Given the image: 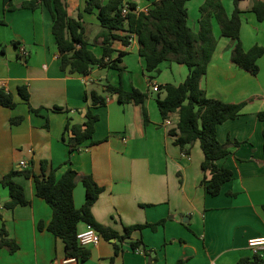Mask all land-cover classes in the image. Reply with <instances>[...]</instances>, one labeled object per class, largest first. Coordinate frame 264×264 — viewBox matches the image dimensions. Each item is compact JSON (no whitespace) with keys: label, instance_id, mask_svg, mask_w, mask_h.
Wrapping results in <instances>:
<instances>
[{"label":"crops","instance_id":"1","mask_svg":"<svg viewBox=\"0 0 264 264\" xmlns=\"http://www.w3.org/2000/svg\"><path fill=\"white\" fill-rule=\"evenodd\" d=\"M87 1L67 0L68 11L74 18L82 13L90 48L101 56L102 47L95 43L101 30L98 11L85 12ZM126 1L137 3L138 11L147 12L159 0ZM205 1L187 3L189 25L196 32L200 29V6ZM222 1L231 14L234 0ZM254 1L240 3L241 39L246 50L264 46V22L252 11ZM21 2L14 0L16 5ZM213 27L218 45L201 87L209 97L225 102L248 101L239 117L218 126V138L230 151L218 163L233 170L234 177L217 196L202 184L204 152L200 141L186 148L176 145L170 130L178 117L172 114L164 121L152 95L154 84L184 82L189 74L185 64L166 61L160 64L159 72H148L139 53L138 36L132 34L129 46L121 41L114 44L117 51L113 59L119 57L120 50L127 52L119 62L124 71L95 66L88 75L72 73L69 67L62 69L50 12L43 6L12 11L0 0V47H5L0 54L1 87L18 101L15 109L0 104V178L12 169H21L22 161L27 164L25 169L38 176L44 173L43 161L47 162L46 172L56 168L58 178L72 167L93 175L105 188L92 208L99 223L123 234L127 226L165 220L156 230H135L119 253L115 252V240L101 234L98 244L87 247L91 264H177L181 259L185 264H210L214 260L238 264L241 258L254 255L249 240L264 237V120L258 117L264 110V55L258 59L259 73L253 75L232 61L235 42L221 36L215 19ZM108 83L149 91L145 107L150 122L145 121L142 104H124L116 95H108L106 105L93 108L99 115L93 135L98 143L81 146L69 163L66 124L69 119L83 124L92 106L84 100L85 92L97 90L107 95ZM20 86L28 87L31 105L45 108L40 114L31 112L29 104L21 99ZM16 116L24 119L12 124L11 118ZM16 180L24 186L30 202L7 208L9 189L0 185V232L4 227L6 237L18 244L15 252L8 246L0 248V264H62L67 257L65 243L47 228L52 207L37 194L33 177L22 175ZM85 200V186L78 180L74 189L76 207L81 208ZM41 223L44 228H40ZM85 228L86 223L81 222L79 230ZM139 240L145 252L132 248L131 243Z\"/></svg>","mask_w":264,"mask_h":264},{"label":"trees","instance_id":"2","mask_svg":"<svg viewBox=\"0 0 264 264\" xmlns=\"http://www.w3.org/2000/svg\"><path fill=\"white\" fill-rule=\"evenodd\" d=\"M6 9L20 8L38 9L45 7L52 16V34L59 50L62 69L70 68L72 73L88 75L95 66L110 67L124 71V66L119 65L126 51L120 50L119 57L113 59L116 41H121L125 46L131 44L132 34L138 36L140 43L139 53L146 62L148 72H159V66L166 61L185 64L189 74L184 82L179 85L172 83L159 84L157 105L166 121L172 114L178 117V123L170 134L175 137V144L181 148L192 146L200 141L204 152L202 170L204 177L202 184L207 191L217 196L222 193L224 185L231 181L234 172L221 167L219 160L226 157L230 151L228 144H223L218 138V126L229 119H235L242 113L248 101L229 103L218 98L209 97L201 87V80L207 72L208 66L217 49L218 40L214 34V19L220 26L221 36L234 40L231 59L239 67L257 75L260 71L258 59L264 55V46L254 45L249 50L244 48L241 39L242 9L240 3L244 0H234V10L228 14L222 0H206L200 6V29L194 31L189 25V11L187 3L190 0H159L147 12L138 11L137 3L126 0H88L84 11H98L101 30L95 37V43L102 47V55L97 56L90 48L86 37V29L82 21V13L77 18L71 17L68 11L67 0H22L20 5L14 0H2ZM124 8L128 9L125 14ZM252 11L257 19L264 22V0H255ZM5 52V47H0V54ZM107 95L97 90L86 91L84 100L91 102L83 124L72 123L68 120L65 131L68 132L67 141L72 156L83 145H94L93 140L95 125L99 115L93 108L106 105L108 95H116L120 102L134 101L142 104L146 123L150 122L145 101L149 98V91H142L136 87L130 90L122 84L108 83L105 89ZM161 92L165 97H161ZM18 94L21 99L29 104L30 111L40 114L44 107L35 108L30 104V92L27 86H20ZM0 104L15 109L18 106L16 97L4 87L0 86ZM54 110H61L55 107ZM264 120V110L258 113ZM23 116L11 118L12 124H19ZM264 136V132H263ZM188 152V149H186ZM43 175L34 174L31 169H12L0 178V185L7 187L10 200L5 203L9 209L18 205H27L30 201L26 196L25 188L16 178L18 176L33 177L36 182L37 194L45 199L52 207L53 216L47 228L55 236L62 238L65 243L67 257H77L82 260L90 258V250L82 247L77 240L79 224L84 222L93 225L109 241L115 240V252L122 251L126 239L130 238L135 230L157 227L165 220L156 224H137L127 226L125 233L121 234L110 226L99 223L92 212L95 202L104 191L93 175L79 173L69 167L61 178L57 177L56 168L47 171V162H42ZM78 180H81L86 189V200L81 208H77L74 201V189ZM1 203V198H0ZM264 209V205H263ZM44 223L40 228H44ZM7 231L2 227L0 232V248L8 246L12 252L18 249L17 242L6 237ZM142 240L131 243L134 250H142ZM142 251H146L143 249ZM181 259L177 264H185ZM238 264H264V259L259 254L253 257L241 258Z\"/></svg>","mask_w":264,"mask_h":264},{"label":"built area","instance_id":"3","mask_svg":"<svg viewBox=\"0 0 264 264\" xmlns=\"http://www.w3.org/2000/svg\"><path fill=\"white\" fill-rule=\"evenodd\" d=\"M123 12L126 14L128 12L127 8H124ZM3 82L0 81V86ZM159 85L154 84L152 89L155 92L160 91ZM171 123L170 120L167 121ZM27 166L26 162L22 161L20 163V168L25 169ZM102 238L101 233L91 224H86V228L83 230H79L77 233V240L82 247H89L92 245H96L100 242ZM249 247L253 251L254 254H259L264 259V237L254 238L249 240ZM51 264H58L56 261H53ZM62 264H91L88 260H82L77 257H65L62 261ZM100 264H117L111 263L109 261H102ZM157 264H165V263H157ZM210 264H219L217 261H212Z\"/></svg>","mask_w":264,"mask_h":264},{"label":"rangeland","instance_id":"4","mask_svg":"<svg viewBox=\"0 0 264 264\" xmlns=\"http://www.w3.org/2000/svg\"><path fill=\"white\" fill-rule=\"evenodd\" d=\"M152 95H153V98L157 99L159 94L158 92H153ZM161 97H164V94H162Z\"/></svg>","mask_w":264,"mask_h":264}]
</instances>
